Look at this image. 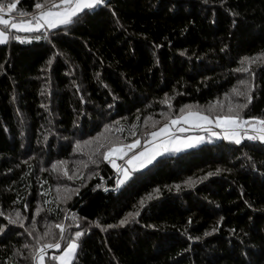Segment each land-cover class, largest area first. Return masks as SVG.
<instances>
[{
	"label": "trees",
	"instance_id": "16d2710c",
	"mask_svg": "<svg viewBox=\"0 0 264 264\" xmlns=\"http://www.w3.org/2000/svg\"><path fill=\"white\" fill-rule=\"evenodd\" d=\"M37 2L0 0L5 11L16 4L14 21L31 19ZM105 4L71 26L40 29L47 39L0 44V264H36V248L60 239V223L66 237L83 233L72 264H264V144L209 136L163 153L119 187L94 137L82 151L73 144L107 137L104 126L121 120H138L149 136L183 105L211 103L239 81L252 88L241 116L264 118V0ZM254 56L255 63H241ZM162 112L166 120L149 129L145 120L152 124ZM43 182L54 198L49 210L39 195ZM17 213L24 228L6 219ZM61 250L49 251L44 264H59L49 257Z\"/></svg>",
	"mask_w": 264,
	"mask_h": 264
},
{
	"label": "snow or ice",
	"instance_id": "6c2138e0",
	"mask_svg": "<svg viewBox=\"0 0 264 264\" xmlns=\"http://www.w3.org/2000/svg\"><path fill=\"white\" fill-rule=\"evenodd\" d=\"M207 2V0H205ZM102 4H105V0H43V2H37L34 5V8L37 10L31 14V19L25 23H16L9 19H5L2 13H4L5 8L2 4H0V44L7 43L9 38L15 39L20 43H29L30 40L26 38H22L20 35H17V32L24 31V32H35L38 33L40 29L47 28V29H56L59 26H71L75 23V21L79 18L80 14L84 13L85 10H93L94 8H98ZM105 6H109L106 5ZM16 8L15 3H11L7 5V11L9 13ZM21 16L28 15L27 13L21 12ZM10 26V28H9ZM11 30H16L10 33ZM42 38L47 39V35L45 34L43 37L39 34H36L32 37L34 40H41ZM223 51V49H222ZM260 57H243L241 63L248 62L249 64L255 63L257 59ZM51 60L49 64H51ZM248 68L237 69V71H248ZM99 75V74H97ZM240 84H245V81H239ZM251 87H246L244 90H239L237 88L232 89V93L236 97L244 98V103H236L232 104L229 102L228 104V111L227 114H218L215 117V125L216 127L223 129V139L234 142L235 144L239 145L245 139L253 142H260L264 144V118L260 117H249L244 119L241 116V113L248 108L249 104L251 103L252 96H251ZM227 95V94H226ZM167 103V101H165ZM221 103V107L222 102ZM171 106V105H169ZM46 107V106H45ZM109 107H112L109 105ZM193 106L185 105L181 108V114L177 116L175 119L171 120L172 125H178L181 122L184 124H191L193 128H205L210 133L212 137H219L221 133L216 132L212 129L211 125L213 121L209 118L208 115H203L200 112H193V111H185L186 109H191ZM215 108V105L211 106ZM114 124H119V121H115ZM105 129H109V125L104 126ZM117 131H123V128H117ZM180 133H184L188 131L187 128L180 127L178 129ZM100 135V134H98ZM135 135V133H133ZM151 141L145 140L144 144L148 145L144 147L142 151H137L131 155L130 158L126 159L125 164L117 165L116 160L112 158L113 156H118L121 159H124L127 156V153L132 152V149L136 148L137 145L140 144V141L137 139L132 144L122 145L117 147L115 142L110 138H105L106 144L101 143L96 151H100L101 149L108 147L107 151L102 152V156L104 160H107L109 163L112 164L114 168H117V171L121 173V176L117 179V187L125 184L126 181L129 180V177L132 174V171H135L140 168H144L147 164H151L153 160L156 159L157 156L161 155V149L165 152L172 150L179 152L182 149H188L195 147L202 142H204L203 136H186L181 137L175 135L169 128V124L166 122L159 131H153L150 133ZM157 138L160 139V142H157ZM81 142L77 141V145ZM87 143V142H85ZM62 164L63 162H58ZM92 163H96L95 160H92ZM87 166V165H85ZM56 165H53L55 168ZM220 169H217L216 172H209L204 177L200 179H207L208 176H213L217 174ZM65 175L67 173L65 172ZM72 179L71 176L68 177ZM198 182V181H197ZM194 182L189 179L185 181V185L188 187H192ZM99 187V185H97ZM177 190H179L180 186L176 185ZM74 192H78L79 189L73 190ZM157 193L159 189L156 190ZM66 200L71 199V195H66L64 197ZM148 199H152L150 195ZM141 206H143L144 201L141 200ZM39 212V209H37ZM3 215V213H0ZM139 215V211L130 212L126 214V216L120 220L119 225L123 226L127 224L131 219H134L136 216ZM20 214L17 213V219H13L11 217H6L8 219V223L11 225L20 224L23 227V219L19 218ZM75 219V217H73ZM222 219V218H221ZM191 223V220H189ZM56 228L60 229V239H55L51 243L44 244L41 247L36 248V255L34 259L37 261V264H44L45 256L47 254V249H57L61 250L62 244L61 241H66V246L62 248L59 254L53 253L49 260L50 262L58 261L59 264H72L73 259L77 253V249L79 247L77 240L80 238L83 233L81 231H75L74 237H66L65 225L62 223L56 224ZM107 227L111 228L114 227L113 225H108ZM5 231L4 227L0 226V233ZM215 231V229H213ZM234 231V230H233ZM29 235H32L29 232ZM52 235L50 229L44 233V236ZM205 236L210 235V233L205 232ZM42 237L37 238V244H40V240ZM198 239V238H197ZM25 248L28 245H24Z\"/></svg>",
	"mask_w": 264,
	"mask_h": 264
},
{
	"label": "rangeland",
	"instance_id": "374dc122",
	"mask_svg": "<svg viewBox=\"0 0 264 264\" xmlns=\"http://www.w3.org/2000/svg\"><path fill=\"white\" fill-rule=\"evenodd\" d=\"M35 11H37V10H35ZM2 15L4 16L5 19H9V17H11V20L12 21L15 20V18H13V16L8 11H5L4 13H2ZM28 20H30V19H23V20H18V21H14V22H16V23H25ZM9 28H10V26H9ZM46 30H49V29H47L46 27L43 28V31H46ZM11 32H13V31H11ZM20 32H23V33L22 34H17V35H20L22 38H26V39H28L30 41L33 40L32 37L34 35L39 34V33L33 34L34 32H24V31H20ZM248 72H249V70L248 71H243V76L246 75V74H248ZM240 86H243V85L238 84L236 88L239 89V90H244ZM247 86L248 87H251L250 85H247ZM220 102H222V105H223L222 107H221V103ZM229 102H231L232 104H236V103H244L245 100L242 97H236L232 93V89H231V90H229L228 93H224L222 96H219L216 100H214L213 102L208 103L206 105H197L196 106L195 104H187V105H191L193 107L191 109H186L185 111L187 112V111L196 109V112H200L203 115H206L207 113L208 114H211V115L212 114H216V115H218V114H227ZM212 105H215L216 107L215 108H212L211 107ZM184 106L185 105H183L182 107H184ZM162 107L169 108V105L168 104H163ZM182 107H180V109ZM198 110H201V111H198ZM167 114H169V112L168 113L162 112L160 114V116H161L160 119L161 118H163V119H161V121H160V119L157 118L156 121L154 120V123H152V124H151V119L149 120V118H148L147 120H145V124L147 126H149V129H152V128L156 127L157 125L163 123L166 120V118H167V117H165V116H167ZM211 120L213 121V123L211 125L212 129L214 131H216V132L221 133V137H223V129L222 128H219V127H216V125H215V118H213ZM139 124L140 123L138 122V120H135L133 123H129V122H126V121H122L121 120V121H119V124H114V123L109 124V126H110L109 129H105V127H104V129H105V135L108 138L112 139L115 142V145L117 147L122 146V145L132 144L137 139L140 141V144L137 145L136 148L132 149V152L127 153V156L124 159H121L118 156H113L112 157V158H114L116 160V164L117 165H123V164H125L126 159L127 158H130L133 153H135L137 151H142L144 147H147L148 145H145L144 144V141L146 139L149 140V141H151V136L150 135L148 136V135L145 134L146 135V137H145V135H143L144 133L142 131H140ZM168 124H169L170 130L175 135L181 136V137L196 136V135H204L206 137H209V134H210L209 132H207V130H206L207 127L206 126H205V128H199L198 129V128H193L190 123L189 124H184L183 122H181L178 125H172L171 124V120H170V122ZM146 125H144V126H146ZM121 127L123 128V131H117V128H121ZM180 127L187 128L188 131H186L184 133H180L178 131V129ZM197 129L199 130L198 132L196 131ZM133 133H135V135H133ZM98 134H100V133H98ZM98 134H96L95 136L87 137V138L82 139V140H76L73 143L76 146V148H78L76 152H79V151L84 150V148H85L84 147L85 146L84 143L85 142H87V143L90 142L89 139H91V137H94L96 139V144H97L98 147H99V145L101 143H105L106 144V140H105L106 137H103L101 134L100 135H98ZM77 141H79L81 143L79 145H77ZM157 142L158 143L160 142V139L159 138H157ZM107 150H108V147L106 146L105 148L101 149L99 152L98 151H96V152L99 154V156H101L102 152L107 151ZM89 154H90L89 160L92 161L93 160V156H95V151H93L92 148H90L89 149ZM161 155H163V154H161ZM161 155H159V156H161ZM159 156H157L156 158H158ZM101 160H104L103 159V156H102ZM105 161L108 163V165L112 169L114 176H116L117 179H118L121 176V173H119L117 171V168H114L111 163H109L107 160H105ZM73 162H77V160H73ZM66 166H69V165H67V163H66ZM87 167H90L91 168L90 165H87V166L84 165V168H87ZM93 167H95V165ZM141 169H143V168H140V169H137V170H141ZM137 170H135V171H137ZM135 171H132V172H135ZM84 176H85V174H81L79 177H84ZM58 187H60V186H58ZM70 189L72 191L74 190L72 187H70ZM66 190L69 191L68 188L65 187V191ZM39 195H40V197L42 199V202H44V204L46 206V209L49 210L50 209V204H52V200H54V198H53V195L51 193L50 186L47 184V182H45V183L43 182L42 183L41 190H39ZM53 202H55V201H53ZM22 219H23V222H24L25 221V218H22ZM62 224L65 225V223H62ZM23 228H24V225H23ZM41 246H43V245H41ZM41 246H39V247H41ZM53 250H57V249H47V253L49 251H53Z\"/></svg>",
	"mask_w": 264,
	"mask_h": 264
},
{
	"label": "crops",
	"instance_id": "0c3cea01",
	"mask_svg": "<svg viewBox=\"0 0 264 264\" xmlns=\"http://www.w3.org/2000/svg\"><path fill=\"white\" fill-rule=\"evenodd\" d=\"M199 136H203L204 138H208V137H206V136H204V135H199ZM209 136H211L210 134H209ZM170 151V150H169ZM163 153H165V151H163L162 149H161V154H163Z\"/></svg>",
	"mask_w": 264,
	"mask_h": 264
}]
</instances>
